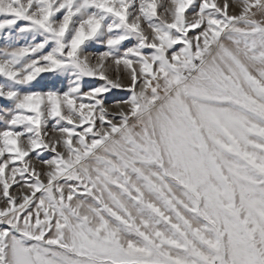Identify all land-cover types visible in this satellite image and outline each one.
<instances>
[{
    "label": "snow or ice",
    "instance_id": "1",
    "mask_svg": "<svg viewBox=\"0 0 264 264\" xmlns=\"http://www.w3.org/2000/svg\"><path fill=\"white\" fill-rule=\"evenodd\" d=\"M0 264H264V0H0Z\"/></svg>",
    "mask_w": 264,
    "mask_h": 264
},
{
    "label": "rangeland",
    "instance_id": "2",
    "mask_svg": "<svg viewBox=\"0 0 264 264\" xmlns=\"http://www.w3.org/2000/svg\"><path fill=\"white\" fill-rule=\"evenodd\" d=\"M0 106H2V103H0ZM0 127H2V126H0Z\"/></svg>",
    "mask_w": 264,
    "mask_h": 264
}]
</instances>
